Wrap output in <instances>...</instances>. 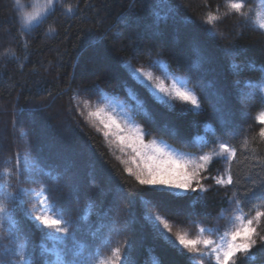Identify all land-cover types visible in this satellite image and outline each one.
Listing matches in <instances>:
<instances>
[{
  "label": "trees",
  "instance_id": "trees-1",
  "mask_svg": "<svg viewBox=\"0 0 264 264\" xmlns=\"http://www.w3.org/2000/svg\"><path fill=\"white\" fill-rule=\"evenodd\" d=\"M232 3H244L245 12L253 9L248 12L251 19L245 21L230 8ZM257 11H264V0H58L42 22L24 28L16 0H0V188L15 192L21 179L25 182L20 187L37 193L47 194L52 188L51 200L59 208L66 205L72 186L77 185L80 202H73L70 218L88 215L87 222L81 221L90 229L82 237L85 244L93 240L90 232L99 224L97 212L106 213L97 264L115 259L117 247L121 250L118 264L126 260L130 264H208L206 256L181 255L183 250L145 218L146 207L149 217L160 215L173 233L189 239L213 233L212 238L219 243L225 233L249 219L256 235L264 236V217L255 218L256 211H264V202L238 199L245 191L251 193L264 184V137L260 136L264 125L257 119L264 113L259 100L264 95L259 90L264 84V28L256 19ZM157 14L159 31L149 27ZM210 15L217 19L208 24ZM91 36H99L102 45L90 44ZM229 45L238 47V55L226 56ZM196 48L206 58L199 70L193 67L200 59ZM105 55L120 61L125 72L124 62H131L133 67L143 66L157 76L161 71L151 65L159 61L171 75L186 79L187 87L199 97H207L202 116L191 112L180 115L178 109L188 106L178 101L174 102V112L160 105L168 115L161 121V127L167 124L163 133L133 117L137 126L151 132L145 136V144L156 140L188 160L198 158L201 145L212 135L205 131L206 122L210 121L213 129L222 127L212 113L213 92L221 82L230 89L234 81L241 82L239 89H232L233 114L226 117L229 146L236 155L229 163L217 162L214 156L202 173L201 183L207 192L153 197L151 190L139 185L135 175L129 173V168L132 173L138 172L131 148L122 145L112 130L100 123L112 105L121 104L117 113L130 109L121 79L103 67ZM249 84L257 86V98L242 103L241 96L253 91ZM100 109L105 112L92 115ZM105 131H109L108 137ZM178 134L187 142H179ZM210 152L204 149V154ZM41 168L51 177L58 176L59 183L42 177ZM226 169L233 176L235 188L215 184L214 177L226 178ZM129 194H135L131 196L135 201V215L131 217L128 210L132 206L124 199ZM201 195L204 198L198 199ZM36 199L35 195L25 198ZM228 200L236 203L228 204ZM31 206L20 205L22 211L16 219L21 225L38 223L25 215ZM237 216L242 219L237 220ZM201 227L205 229L203 234ZM9 230L5 221L0 236ZM50 243L43 235L33 240L36 248ZM18 251L5 254L0 250V264H15ZM252 251L254 259H241L246 264H264V250L258 245ZM24 258L31 257L26 252Z\"/></svg>",
  "mask_w": 264,
  "mask_h": 264
},
{
  "label": "snow or ice",
  "instance_id": "snow-or-ice-1",
  "mask_svg": "<svg viewBox=\"0 0 264 264\" xmlns=\"http://www.w3.org/2000/svg\"><path fill=\"white\" fill-rule=\"evenodd\" d=\"M55 0H48V5L52 6ZM16 4L20 6V22L24 28H29L35 23H38L42 16L47 12V8H39L33 11H24L23 5H20V0H16ZM230 8L238 13L245 21H249L251 17L248 12H245L244 3H232ZM71 11V9H69ZM217 17L209 16L208 24L215 21ZM256 19L260 28H264V11L256 12ZM152 30L159 31L160 18L157 14V20L149 26ZM90 44L102 45V40L99 36H91L89 38ZM194 51L200 59L193 65L199 70L206 59L201 53L200 49L196 48ZM226 56H236L239 49L235 45H229L225 50ZM127 72L121 67L120 61H113L108 55L103 57V67L110 75H118L122 81V88L125 90V102L130 105L128 111L117 113L116 108L121 104L112 105L107 108L106 119L101 120L105 129H110L116 135L122 145L131 148L134 154V162L136 163L138 172L132 173L129 168L130 174L135 175L139 185L146 186L151 190L153 197H167L175 193H190V192H207L208 189L201 183L203 176L202 173L207 171V166L213 160L214 156L217 162L223 160L229 163L236 153L233 148L229 146L230 135L229 129L226 125L229 121L227 116L233 114V107L231 104L232 89H239L241 82L234 81L231 89L227 83L221 82L219 87L213 95L215 102L212 105L213 116L218 119L220 129H213L211 122H206L205 131L211 132L207 141L200 147V155L196 160H188L185 157L178 155L169 150V148L162 144L157 143L156 140H151L149 143H144L146 135L151 132H146L144 129L136 125L134 118L137 117L148 124L149 128L163 133L167 128V124L161 127V121H166L168 115L166 112L160 110V105H165L168 112L177 111L174 102H180L181 105H187V108L181 107L178 109L180 115H186L191 112L194 115L202 116L205 114L204 102L207 97H199L197 93L187 87L188 81L186 79L173 76L169 73L168 68L159 61L151 65L161 71V75H154L152 71L141 67H133L131 62H124ZM191 75V72H189ZM208 87H212L211 84ZM249 88L253 89L246 95L241 96V102L251 101L257 98L255 92L256 85L249 84ZM261 93H264V84L259 87ZM159 101V104L153 101ZM261 104H264V95L259 96ZM105 112V109H100L92 115H99ZM131 113V114H130ZM146 118V119H145ZM258 122L264 125V113L258 116ZM109 131H105V137L109 136ZM260 136L264 137V130L260 132ZM177 140L181 143L187 142L183 135H177ZM191 146V144H189ZM204 149H210V154H204ZM142 161V165L140 163ZM42 177H50L53 182L59 183V177H51L50 172H45L41 168ZM228 174L225 176L214 177L215 184L227 187L232 186L235 188L233 176L230 170H225ZM23 176V171H21ZM15 179V177H13ZM23 179L19 180L16 185V191H8L0 188V226L6 221L10 226L7 235L0 236V250L5 254L19 249L16 253L17 260L15 264H97L98 261V244L101 239V232L106 227L105 217L106 213L101 210L97 212L99 224L95 231L90 234L93 240L87 244L83 242L82 237L88 234L90 229L86 228L81 221L87 222L89 217L87 214L77 218H70L72 216V204L80 202V191L77 185L72 186V193L66 198V205L57 208L55 202L51 200L54 194V189L49 188L47 194L37 193L34 189H25L19 185L23 184ZM44 181L42 180L41 183ZM29 183H36V181H29ZM120 189V192H123ZM219 192V189H216ZM237 193L240 190L237 189ZM39 197L43 195V199H36L35 202L25 200L30 196ZM135 194H129L124 199L132 207L129 208V216H134L135 201L131 198ZM203 195L198 199H203ZM259 200L264 202V184L259 187L253 188L251 193L244 192L239 195L240 201L247 199ZM91 199V197H88ZM31 203V209L25 213L29 219L38 222L36 224H28L25 222L23 225L16 219L20 214V205ZM228 204L236 203V201L228 200ZM40 205H43V210ZM69 217V218H66ZM264 217V211H256L255 218L259 219ZM145 218H150L153 221V227L156 228L160 234L171 243L178 245L183 251L180 253H197L200 257H208V264H212L214 258L215 264H246L245 260L241 258H255L253 248L259 245V248L264 250V236L256 235V229L252 227L253 220H247V223H241L239 226L234 227L231 232L225 233L219 243L212 238L213 233L208 236L189 239L185 234L179 232L173 233L172 227L166 219L160 215H147V207L145 208ZM241 220L240 216L236 217ZM162 225V228H161ZM200 233L203 234L205 229L201 227ZM38 235H43L50 244H41L39 248L33 246V240ZM107 244H105V247ZM199 246H203L202 251ZM133 245H129V251ZM30 256V259L24 258L25 255ZM128 253H125L127 257ZM121 250L117 247L114 251L115 259L111 261H104V264H118L120 260ZM54 258V259H53ZM11 264V262H9ZM125 264H130L127 260Z\"/></svg>",
  "mask_w": 264,
  "mask_h": 264
},
{
  "label": "rangeland",
  "instance_id": "rangeland-1",
  "mask_svg": "<svg viewBox=\"0 0 264 264\" xmlns=\"http://www.w3.org/2000/svg\"><path fill=\"white\" fill-rule=\"evenodd\" d=\"M57 1L58 0H55V3L52 6H49L48 0H20V5H23L24 11H33L39 8H47V12L42 16L41 20L38 22L40 23L55 8Z\"/></svg>",
  "mask_w": 264,
  "mask_h": 264
}]
</instances>
